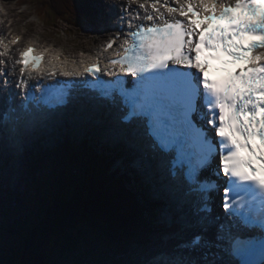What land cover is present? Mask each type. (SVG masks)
<instances>
[{
  "label": "snow or ice",
  "instance_id": "snow-or-ice-1",
  "mask_svg": "<svg viewBox=\"0 0 264 264\" xmlns=\"http://www.w3.org/2000/svg\"><path fill=\"white\" fill-rule=\"evenodd\" d=\"M150 7L157 15L148 14L151 23L134 29L129 22L122 54L110 62L132 80L98 79L92 100L120 113L114 139L134 146L131 166L150 175L166 170L170 181L201 194L200 212L212 213L207 194L223 189L227 215L218 217L224 221L218 230L207 225L212 239L205 240L202 230L181 245L195 251L211 244L218 258L180 264H264V0H180L179 7L155 0ZM33 51L21 53V72L29 65L32 71L41 68L44 57ZM212 62L222 66L218 79L205 74ZM85 71L95 77L100 68L93 64ZM40 90L44 95H29L22 107L30 103L38 114L33 127L47 129L59 119L68 94ZM98 134L112 135L111 129ZM217 156L214 175L223 180H209L205 173L213 171ZM158 199L162 216L178 210L166 190Z\"/></svg>",
  "mask_w": 264,
  "mask_h": 264
},
{
  "label": "rangeland",
  "instance_id": "rangeland-1",
  "mask_svg": "<svg viewBox=\"0 0 264 264\" xmlns=\"http://www.w3.org/2000/svg\"><path fill=\"white\" fill-rule=\"evenodd\" d=\"M79 1L85 5L90 22L85 24V27L75 28L62 21L54 24L55 19L50 17L51 15L42 17L49 10H43L41 17H38L37 13L41 12L43 4H37L33 0H0V5L3 7L0 24H4L2 25L4 31L0 30V34L5 32L4 34L13 35L14 31L23 35L27 41H34L42 45L51 43V45L60 47L67 52L91 49L99 42L93 28L100 23V11L90 0ZM100 1L102 2V0ZM73 144L79 143L74 142ZM39 146H41L40 151L46 152L44 163L43 158L39 160L40 155L44 153H40L37 149L33 151L34 146L31 150V152L33 151L32 155L31 153L25 154L20 158L26 170L20 171L17 182H0V264H141L135 263L133 258L141 260L149 240L152 242L158 237V234L155 233L156 227L152 223V216L150 217L147 212H144L143 215L145 217L148 214L149 218H145L146 221L141 219L142 225L150 229L146 236L147 241L127 244L124 248L128 249L124 250L123 256H116L117 260H115L113 258L115 246L102 239L100 234L88 233L82 226L68 233L62 232L60 231V222L54 218L55 215L52 212L50 213L49 207V213H45L44 210L41 212L36 207L32 208L31 205L28 209H24L17 202L16 198L23 196L34 198L36 184L52 182L50 179L57 166L53 164L50 155H48L50 148L43 144H39ZM32 158L38 160L34 162L35 165L29 166ZM2 170L4 169L0 167V171ZM16 175L18 176L14 171H11L8 177L13 180ZM31 214L32 216H30ZM161 226L163 229L168 228L167 225ZM78 229H80L79 232L76 231ZM166 231L163 233L165 234ZM67 235H72L69 237L73 239L75 245L64 249L66 254L64 255L61 251L64 244L65 246L69 244L66 241ZM159 239L160 237L156 238L155 242L159 243ZM151 256L150 254L148 258Z\"/></svg>",
  "mask_w": 264,
  "mask_h": 264
},
{
  "label": "trees",
  "instance_id": "trees-1",
  "mask_svg": "<svg viewBox=\"0 0 264 264\" xmlns=\"http://www.w3.org/2000/svg\"><path fill=\"white\" fill-rule=\"evenodd\" d=\"M33 1L43 4L39 13L40 17L43 10L49 11L45 12L42 17L51 15L50 17L56 20L67 18L71 22H77L83 15L78 0ZM63 162L66 168L69 165L70 168L75 167L80 172L83 168H86V171H82L81 175L77 174L71 179H63L61 183H63L65 193H60V195L53 193L51 197L50 213L52 212L55 215L54 218L60 222V231L68 233L82 226L88 233L100 234L102 239L119 248L131 241H138L140 233H138L135 220L136 212L132 208L129 193L123 189L121 184L110 179L108 171L99 169L97 165H95L97 168L90 169L88 163L82 164L70 157L64 159ZM48 195L50 197V193ZM42 199L44 197H39L37 202L45 208L47 200ZM76 231L79 232L80 229ZM69 236L72 235L66 236L69 244L65 242L67 245L62 246L61 253L64 255H66L64 249L75 245Z\"/></svg>",
  "mask_w": 264,
  "mask_h": 264
},
{
  "label": "bare ground",
  "instance_id": "bare-ground-1",
  "mask_svg": "<svg viewBox=\"0 0 264 264\" xmlns=\"http://www.w3.org/2000/svg\"><path fill=\"white\" fill-rule=\"evenodd\" d=\"M90 1H92L94 4H95V8L98 10V11H100L99 12V17H101V20H102V22L104 21V20H106L107 18L105 17V16H107L108 14L107 13H111L112 11L111 10H113V5H115V4H117V2H118V0H102V2L100 1V0H90ZM233 1V0H232ZM73 13V12H72ZM113 13H114V11H113ZM100 19V18H99ZM69 26V25H68ZM107 28H108V25H107ZM0 30L1 31H4V27L2 26V24H0ZM110 30V29H109ZM16 37H18V36H15L14 38H16ZM13 38V39H14ZM30 40H33V39H31V38H29ZM101 39H102V37L100 36V38L97 40V41H101ZM22 43L25 45V46H34L35 45V42L34 41H27V40H25V38L24 37H22ZM98 43V42H97ZM22 48H24L23 46H21ZM46 49V48H45ZM50 52V51H49ZM5 53H8V51H6ZM89 56L87 55V56H81V58H80V60H83V59H86V58H88ZM78 60V59H77ZM79 61V60H78ZM59 64H63V61H60L59 62ZM0 107H1V104H0ZM93 112H94V114H95V116H96V121L97 122H99L100 124V126L101 125H106V123H107V127H110L111 129H114V127H115V122H114V118L116 117L115 115H113V114H110V113H108V114H106L105 116V120H104V115H102L100 112H99V110H98V107L97 106H95L94 105V107H93ZM110 114V115H109ZM62 127L63 128H65L66 127V125L65 124H63L62 125ZM11 129L12 130H16L17 128L14 126V125H11ZM105 129H101V130H96V133L98 134L100 131H104ZM31 131L33 132V128H31ZM16 133V132H15ZM15 133H12V134H10V136L12 137V138H14V139H16L17 138V136H18V134H15ZM117 134V133H116ZM99 135V134H98ZM33 136H34V138H35V140L37 141V142H39V143H41V144H43V145H45V146H47V147H49V145H48V142L47 141H45L44 139H42L41 137H39V136H35L34 134H33ZM5 137V136H4ZM99 137H102V136H99ZM99 137H97V138H92V139H90V141H94L93 142V144L95 145V146H98L99 145V143H100V140H101V138H99ZM114 141H115V139L114 138H112ZM4 140H5V138H4ZM81 143L83 144V146L85 147V150L86 151H88L90 154H91V150H90V148L84 143V142H82L81 141ZM126 144H123V143H120V145L118 146V151H119V153L120 154H122V157H125V159H127V157L129 158V160H131L132 159V156H133V153L135 152V150L133 149L134 148V146H132V147H126L125 146ZM5 146H6V144L4 143V141L2 142V140H0V167L2 168V169H4V170H2V171H0V182H5V183H9V182H13V183H16L17 182V180L19 179L18 178V176L16 175L15 176V178L12 180V179H9V174H10V172L11 171H14L16 174H18L20 171H23L24 169L26 170V168H25V166H24V164H23V162L21 161V159L19 158V157H16L17 156V154H16V151L15 150H12V149H10L9 148V150L6 152L5 151ZM10 147H11V145H10ZM26 150V149H25ZM126 152H127V155H126ZM91 157H92V159H93V156H92V154H91ZM115 159H117V162L119 161L118 159H119V156L118 155H116L115 156ZM111 159H109V161H110ZM114 161H116V160H114ZM127 161V160H126ZM121 163H122V161H121ZM29 166H31L30 164H28ZM120 165V164H119ZM67 168L68 169H70V170H73V169H71L68 165H67ZM110 170L113 172L114 171V168H110ZM139 171V170H138ZM141 172V171H140ZM142 174H140L141 175V178H143V176H144V172H141ZM160 173V172H159ZM135 180L136 181H139L140 182V184H141V186H143L144 188H145V186H144V184L140 181V180H138L137 178H135ZM143 181V180H142ZM132 182L133 183H135L136 184V182H134L133 180H132ZM112 185V184H111ZM133 186H134V184H132ZM139 185V184H138ZM14 186V185H13ZM144 193H143V196H147V193H148V191L146 190V189H144ZM182 193L181 192H178L177 193V196L180 198V197H182ZM148 197L150 198V196H147V197H145V202H147L148 201ZM137 200H139V207L140 208H142V207H144V205H145V203H142L141 201H140V196H138L137 197ZM222 208V206H220V208L219 209H221ZM144 217V216H143ZM144 218H146V217H144ZM190 229H186V230H184V231H182L181 230V233L180 234H175V235H171L172 233H170V231H166V233L164 234L165 236H167L168 237V240H167V245H164L163 244V241H161V237H160V242L159 243H156L155 242V240H154V242H152V243H150L149 244V247H152L151 248V251L153 252V253H163L164 254V256H169V260L171 259V261H172V259H174L175 261V263L176 264H180V262L181 261H184V259H183V256H181V255H173V248L177 245V244H180V242L182 241V239L180 238V236H182L183 238H187V237H189V235H190V233H193V232H195V234H197V232H198V230H192V231H189ZM163 237V236H162ZM198 249H200V247L198 248ZM145 251L142 253V258H141V261L142 260H144V259H147L148 258V256H149V254H148V251H147V248L145 247V249H144ZM147 263V262H146ZM145 263V264H146ZM151 264H153L152 263V261H151Z\"/></svg>",
  "mask_w": 264,
  "mask_h": 264
}]
</instances>
